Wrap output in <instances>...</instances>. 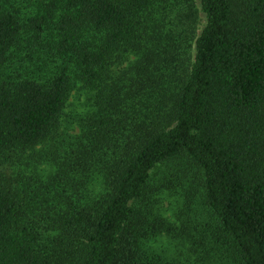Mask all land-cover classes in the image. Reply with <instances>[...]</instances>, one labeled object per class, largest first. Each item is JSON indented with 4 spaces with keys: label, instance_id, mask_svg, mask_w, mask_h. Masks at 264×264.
Instances as JSON below:
<instances>
[{
    "label": "trees",
    "instance_id": "16d2710c",
    "mask_svg": "<svg viewBox=\"0 0 264 264\" xmlns=\"http://www.w3.org/2000/svg\"><path fill=\"white\" fill-rule=\"evenodd\" d=\"M0 264H264V0H0Z\"/></svg>",
    "mask_w": 264,
    "mask_h": 264
},
{
    "label": "rangeland",
    "instance_id": "374dc122",
    "mask_svg": "<svg viewBox=\"0 0 264 264\" xmlns=\"http://www.w3.org/2000/svg\"><path fill=\"white\" fill-rule=\"evenodd\" d=\"M195 2L199 9H201V0H195ZM204 24L205 16L203 13H201L198 27L199 30L204 26ZM135 60L136 57L134 55H130L129 58L124 62L122 69H127L128 67L134 65L133 63L135 62ZM89 104L91 103L88 100L86 93H74L70 102V106L66 110L65 120L68 126H65V134L62 136H66L71 139V136H74V134H78L79 129L78 125L76 124V120L85 116ZM57 172L58 171L52 167V164L43 160L37 165L32 164L31 166H25L24 177L28 178L36 174L37 178L39 180H42V182H49L50 179L56 176ZM78 179L79 178H77V180ZM87 187L88 192H86V195L92 193L93 196H95V194L101 192L103 188L102 177L96 174L93 175L87 182ZM55 188H58L62 193L68 191V189L65 190L66 187H64V185L55 186L54 190ZM166 191L167 192L163 191L156 199V212L162 215L164 218L168 219L170 222L179 224L180 217L182 216L183 211L185 212L186 209V202L184 197L185 193L184 191H182V189H178L177 191ZM172 243L174 244L173 241ZM175 243L177 244V242ZM166 244H168V241H165V245Z\"/></svg>",
    "mask_w": 264,
    "mask_h": 264
}]
</instances>
